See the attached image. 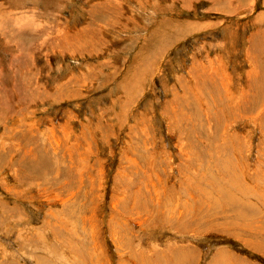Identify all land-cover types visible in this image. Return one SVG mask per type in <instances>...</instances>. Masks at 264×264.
Segmentation results:
<instances>
[{"label":"rangeland","instance_id":"obj_1","mask_svg":"<svg viewBox=\"0 0 264 264\" xmlns=\"http://www.w3.org/2000/svg\"><path fill=\"white\" fill-rule=\"evenodd\" d=\"M0 264H264V0H0Z\"/></svg>","mask_w":264,"mask_h":264}]
</instances>
